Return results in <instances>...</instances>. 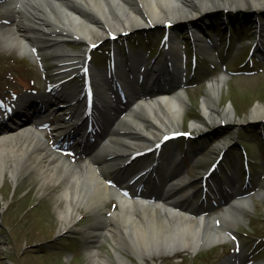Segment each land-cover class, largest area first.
Here are the masks:
<instances>
[{"label": "bare ground", "instance_id": "1", "mask_svg": "<svg viewBox=\"0 0 264 264\" xmlns=\"http://www.w3.org/2000/svg\"><path fill=\"white\" fill-rule=\"evenodd\" d=\"M247 5L254 11H264V0H0V9L8 13L11 21L8 27L6 24L0 26V41L9 50L34 60V47L40 41L28 29L19 30V25L27 23L25 28L38 26L44 35L51 37L49 49L59 53L58 65L66 70L74 63H84L89 47L111 35L191 22L211 12L238 11ZM19 19L22 20L17 23L19 25L14 24ZM192 34L198 37L196 31ZM71 40L82 42L84 49L80 53L68 51L65 45ZM165 56L162 63L157 60L147 68L145 83L141 76L146 59L132 54L128 63L118 52L115 53V74H130L127 78L119 77L117 84L106 74L93 67L90 69L86 87L94 92L103 118L113 112V98L118 91L128 96L130 102L110 114L112 118L105 121L106 125L93 146L83 143L84 159L79 162L75 163L47 144L45 130L39 128L46 110H35L30 114L39 119L36 125H31L35 130L24 124L22 116H28L32 110L28 109L31 99L22 98L16 112L18 120L7 125L6 131L0 129V168L9 161L12 172H16L24 162H30L39 169L44 184L58 183L61 186L57 197L61 198L63 208L57 207V216L62 230L67 231L75 222L80 206L98 214L101 235L93 244L98 245L104 240L102 232H105L118 250L113 248L115 263H112L101 255L98 246L90 247L87 250L90 264H132L121 252L144 262L152 256L161 258L180 252H195L221 243L237 227L243 211L252 205L251 198L241 194L228 199L218 212L211 215L186 205L185 201L190 197V191L186 190L188 180L181 172L171 173L178 163L177 155L165 163L158 156L155 167L149 170L158 174L157 169L165 167L166 178L157 194L138 191L130 194L124 189V185L140 171L131 175L123 173L118 186L108 184L107 181L124 172L134 158L157 152L158 143L165 134L181 130L188 97L177 77L184 52L173 35L167 41ZM224 78L222 75L219 81L211 84V94L219 92ZM71 94L68 87H62L56 99L60 103L62 97L68 98ZM148 94L150 97L144 98ZM37 99L41 103L48 102L44 98ZM211 106L204 99L202 115L207 121L215 122L218 118ZM87 110L86 107L71 116L76 126L81 124ZM262 113L264 109H256L252 118L264 119ZM229 115H233L231 107L226 109L223 118ZM191 126L201 130L203 124L195 122ZM262 193L264 191L258 195ZM111 199L117 200L119 208L108 210L109 217L103 216L106 203ZM237 261L239 257L223 264H236L231 262Z\"/></svg>", "mask_w": 264, "mask_h": 264}, {"label": "rangeland", "instance_id": "2", "mask_svg": "<svg viewBox=\"0 0 264 264\" xmlns=\"http://www.w3.org/2000/svg\"><path fill=\"white\" fill-rule=\"evenodd\" d=\"M228 14L246 18V22L238 20L234 23L235 31L227 29L231 26ZM262 14L264 11H254L249 5L238 11H215L191 22L177 23V29L159 27L136 30L118 36L113 42L104 40L91 50L94 67L101 73L108 72L109 59H113L114 51H118L125 60H128L130 51L138 58L146 57L150 66L164 57L166 36L174 35L185 53L183 66L185 63L189 66L193 58L195 60L193 69L187 66L188 85L185 89L188 101L181 129L191 132L196 138H178L168 142L162 147L163 158L173 155L176 147L180 148L181 155H184L180 166L189 180L186 190L191 191L189 205L205 209L208 215L218 212L223 201L234 193L247 195L252 201L251 207L243 211L242 219L232 230L233 235L229 240L196 252H180L161 258L152 256L144 262L131 257L133 264H215L232 254L240 255L241 264L264 261V193L257 195L264 191V119L252 118L254 110L264 109V58L259 53L260 42L254 31L255 22L259 19L263 23L261 35L264 36ZM4 24L8 27L11 21L8 20V13L0 9V26ZM27 25H19V30L28 29L40 41L35 45L38 52L35 61L29 60L27 55L9 50L0 41L1 104L17 105L22 98L29 100L40 95L51 99L55 88L47 92L48 84L66 78L58 87L67 86L72 90L71 98L77 99L82 83L78 70L60 74L56 60L59 53L53 48L49 49L48 40L51 37L44 35L40 27L30 25L25 28ZM195 31L198 37L192 34ZM65 47L71 53H79L84 49V44L71 40ZM70 72L74 75L71 76ZM223 74L226 77L219 92L211 94V84L219 81ZM32 89L39 92L33 93ZM204 99L212 105L211 110L218 118L215 122L207 121L202 115ZM64 100L66 105L71 103V100ZM82 100L84 98L58 113L52 112L58 107L57 102L56 105L47 106L49 117L46 119L56 122V134H63L64 129L60 128L73 123L64 119L80 110ZM230 107L233 115L223 118ZM1 111L2 108L0 114ZM13 121H8L7 125ZM195 122L203 124L201 130L191 126ZM0 129H5L2 123ZM49 136L50 133L46 138L52 146L53 140ZM245 153L250 160L249 178H244V165L241 162ZM218 154L223 155L218 166L222 182L227 184V174L237 172L240 176L239 182L230 190L222 188L218 171L211 174L206 184L201 182L202 175ZM73 159L78 162L81 155L73 156ZM151 162L153 154L133 160L124 171L133 174ZM225 166H231L227 174ZM0 171L3 175L0 178V264H90L87 250L95 246H98L103 257L115 263L113 248L118 250V246H115L112 238L105 235L98 245L92 244L100 233L98 214L84 206L78 207L75 223L71 224L69 232H65L57 216V207L63 208L61 198L57 197L61 187L58 183L44 184L39 169L30 162H24L16 172H12L7 161ZM127 188L130 189L129 186ZM114 208H119L116 200L106 203V210ZM102 215H108V212ZM66 249H69L72 257L65 254Z\"/></svg>", "mask_w": 264, "mask_h": 264}, {"label": "water", "instance_id": "3", "mask_svg": "<svg viewBox=\"0 0 264 264\" xmlns=\"http://www.w3.org/2000/svg\"><path fill=\"white\" fill-rule=\"evenodd\" d=\"M264 16V14H262ZM175 29H177V26L175 27Z\"/></svg>", "mask_w": 264, "mask_h": 264}]
</instances>
